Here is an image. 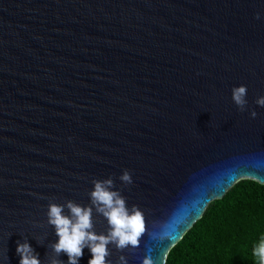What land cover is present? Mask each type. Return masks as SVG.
<instances>
[{
	"label": "water",
	"instance_id": "water-1",
	"mask_svg": "<svg viewBox=\"0 0 264 264\" xmlns=\"http://www.w3.org/2000/svg\"><path fill=\"white\" fill-rule=\"evenodd\" d=\"M260 96L264 0H0V264H19L18 242L68 264L48 205L90 206L109 177L147 229L137 248L109 244V264H164L208 202L264 184ZM91 222L110 231L94 207ZM161 229L173 239H153Z\"/></svg>",
	"mask_w": 264,
	"mask_h": 264
},
{
	"label": "clouds",
	"instance_id": "clouds-1",
	"mask_svg": "<svg viewBox=\"0 0 264 264\" xmlns=\"http://www.w3.org/2000/svg\"><path fill=\"white\" fill-rule=\"evenodd\" d=\"M256 18H259L257 13ZM247 86L240 85L232 89V100L237 107L244 111L247 105ZM256 104L264 106V96L256 100ZM251 116L255 117L257 113L251 111ZM125 185L132 183L131 173L125 169L119 177ZM94 187L89 193L90 206H81L72 200L66 202L70 215H65V205L50 203L48 205V223L53 225L56 230L58 241L52 245L55 253L61 252L67 254L68 264H79V259L83 256V249L88 247L92 253L88 264H109L106 259L110 255L109 244H115L118 250L125 248H137L140 238L146 232V224L143 211L136 205L131 209L127 206L126 199L119 190H115L112 177L107 179H94ZM93 207L108 220L110 231L107 235L96 234L92 229L91 215ZM180 224L176 225L179 229ZM153 239L160 241L172 240L174 233L167 229H161L158 232L151 233ZM17 253L19 254V264H40L38 254L27 242L17 244ZM253 255L258 257L259 264H264V238L253 250ZM120 264H128L124 256H120ZM51 264H62L61 261L53 259ZM142 264H154L151 255H145Z\"/></svg>",
	"mask_w": 264,
	"mask_h": 264
},
{
	"label": "trees",
	"instance_id": "trees-1",
	"mask_svg": "<svg viewBox=\"0 0 264 264\" xmlns=\"http://www.w3.org/2000/svg\"><path fill=\"white\" fill-rule=\"evenodd\" d=\"M264 238V184L233 183L173 244L164 264H259L253 250Z\"/></svg>",
	"mask_w": 264,
	"mask_h": 264
}]
</instances>
